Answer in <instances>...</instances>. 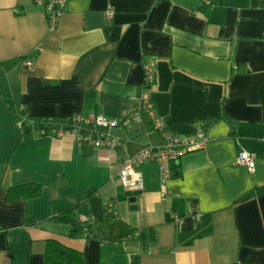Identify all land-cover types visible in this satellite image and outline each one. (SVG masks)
I'll list each match as a JSON object with an SVG mask.
<instances>
[{
	"label": "crops",
	"instance_id": "1",
	"mask_svg": "<svg viewBox=\"0 0 264 264\" xmlns=\"http://www.w3.org/2000/svg\"><path fill=\"white\" fill-rule=\"evenodd\" d=\"M203 2L64 0L49 29L44 5L0 0V264H43L47 240L81 252L85 264H264V4ZM148 67L163 132L187 138L201 128L206 142L166 164V178L157 164L140 165L143 191L131 195L118 163L162 147V132L146 112L141 124L106 130L74 118L121 122L136 108ZM6 98L32 123L53 126L19 129ZM71 127L121 148L57 137ZM239 151L254 155L252 171L235 163ZM28 184L41 186L39 196L7 199ZM110 202L102 239L39 225L74 205L78 218L101 221Z\"/></svg>",
	"mask_w": 264,
	"mask_h": 264
},
{
	"label": "built area",
	"instance_id": "2",
	"mask_svg": "<svg viewBox=\"0 0 264 264\" xmlns=\"http://www.w3.org/2000/svg\"><path fill=\"white\" fill-rule=\"evenodd\" d=\"M35 4L44 5L47 9V20L49 29H54L57 25L58 19L62 12V7L64 5V0H49L45 2L44 0H33ZM211 0H204L203 4L206 6L210 5ZM264 2V0H261ZM24 66L27 68L32 67L31 61H25ZM155 72L153 67H148L145 69L144 77V90L136 98V108L133 112L123 119L121 122L111 121L103 116L94 115H78L74 118L75 122L80 125H90L97 128H102L104 130L113 128L116 126H127L130 123L141 124L142 119L140 112H146L147 116L152 121L154 129L161 131L165 143L162 147H152L148 146L143 150L139 151L132 157H124L120 160L117 166L116 175L118 177L119 183L122 186L125 193L135 195L143 191V178L142 174L137 170V168L146 163H155L162 169V177H168V170L164 167L168 163H177L181 157L186 154L199 151L204 148L206 138L201 128L198 129L195 137L179 138L173 135H168L163 132V125L160 120L155 116L153 111V106L150 101L149 88L154 82ZM24 108V107H23ZM22 106L20 110L23 109ZM22 119L16 121L18 127L22 126ZM80 128L71 127L63 128L57 130L55 133L58 138L63 137L66 134H72L75 136L78 142L89 141L92 145H98L100 147H108L112 150H117L121 148V144L110 141L109 137L104 133H99L98 137L95 139L83 138L80 134ZM43 134V132H41ZM235 163L238 165L245 166L249 171L254 169V155L246 151H239ZM83 221L87 219H81Z\"/></svg>",
	"mask_w": 264,
	"mask_h": 264
},
{
	"label": "trees",
	"instance_id": "3",
	"mask_svg": "<svg viewBox=\"0 0 264 264\" xmlns=\"http://www.w3.org/2000/svg\"><path fill=\"white\" fill-rule=\"evenodd\" d=\"M264 4V2H262ZM8 108L14 114L16 120L22 119V126L18 127L23 129L24 126L33 124L35 128L41 130V132L46 131L53 125L49 121H36L32 123L29 119L28 113L25 108L20 110V105L14 106L12 101L8 98L5 99ZM214 121L207 123V126L211 125ZM28 129L23 131L27 132ZM44 133V132H43ZM41 191V186L36 184H28L23 186L13 187L8 190L7 199H17V198H33L39 196ZM92 193H88L84 201L89 198ZM78 205H74L52 217L42 221L39 225L44 229H54L60 231L61 233L69 237H81L85 239L95 238L102 239L105 233V228L108 224V220L113 216V203H109L106 207V216L104 220L97 222H90L89 220H81L76 216V209ZM54 227H52V226ZM43 264H85L83 255L81 252L68 248L56 240H47L45 243V251L43 256Z\"/></svg>",
	"mask_w": 264,
	"mask_h": 264
},
{
	"label": "water",
	"instance_id": "4",
	"mask_svg": "<svg viewBox=\"0 0 264 264\" xmlns=\"http://www.w3.org/2000/svg\"><path fill=\"white\" fill-rule=\"evenodd\" d=\"M128 201H129V203H130V208L132 209V210H136V205H135V198H129L128 199Z\"/></svg>",
	"mask_w": 264,
	"mask_h": 264
}]
</instances>
